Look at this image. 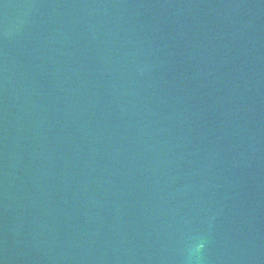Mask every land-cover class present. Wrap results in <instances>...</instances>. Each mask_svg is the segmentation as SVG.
<instances>
[{
    "label": "water",
    "instance_id": "95a60500",
    "mask_svg": "<svg viewBox=\"0 0 264 264\" xmlns=\"http://www.w3.org/2000/svg\"><path fill=\"white\" fill-rule=\"evenodd\" d=\"M0 264H264V0H0Z\"/></svg>",
    "mask_w": 264,
    "mask_h": 264
},
{
    "label": "clouds",
    "instance_id": "9594fccd",
    "mask_svg": "<svg viewBox=\"0 0 264 264\" xmlns=\"http://www.w3.org/2000/svg\"><path fill=\"white\" fill-rule=\"evenodd\" d=\"M201 247H203V246H201Z\"/></svg>",
    "mask_w": 264,
    "mask_h": 264
}]
</instances>
